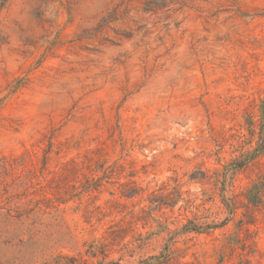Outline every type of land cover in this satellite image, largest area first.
Here are the masks:
<instances>
[{
	"label": "rangeland",
	"instance_id": "1",
	"mask_svg": "<svg viewBox=\"0 0 264 264\" xmlns=\"http://www.w3.org/2000/svg\"><path fill=\"white\" fill-rule=\"evenodd\" d=\"M0 99V264H264V202L246 215L264 149L237 166L264 146V0H0Z\"/></svg>",
	"mask_w": 264,
	"mask_h": 264
},
{
	"label": "trees",
	"instance_id": "2",
	"mask_svg": "<svg viewBox=\"0 0 264 264\" xmlns=\"http://www.w3.org/2000/svg\"><path fill=\"white\" fill-rule=\"evenodd\" d=\"M166 1V0H165ZM2 102V99H0V104ZM264 128V125H263ZM264 131H262L261 134H263ZM52 146H53V142L50 141L49 143V151H45V166H47V162H48V155L51 153L52 151ZM262 149H264V146H260L258 145L257 148L253 151V152H248V154L246 155V157L244 158V160H242L237 166H239L240 168L242 166H245L249 163V161L252 159V157L256 154H258ZM28 157L30 160H33L34 155L31 153H26V156ZM5 160V159H4ZM92 161V158H90V162ZM70 163H66V165L64 166V170H70V169H76L75 166H72L74 162ZM107 163H104L102 165H98V167H96L95 169H100L103 173V175H111L113 173H115L116 171H118L120 168H122V166L118 165V163H113V165L105 167ZM3 169H7V167H10V161H4L3 165L0 166ZM91 167V165L89 166ZM94 172V170H92ZM211 170H206V171H202L201 173H199V175H196L194 177H192L191 179L195 182V183H200L201 185L203 184H207L209 181H211L214 177L213 175L215 173L210 172ZM105 177V176H103ZM103 177L99 178L98 180H92L94 181V183L91 184V187L94 186L93 184L99 183L101 184V182L103 181ZM1 186V185H0ZM25 192L23 194V196H25V198H27L30 195V189L34 188L35 185L32 181L29 182V184L25 185ZM99 186V185H96ZM50 187V186H48ZM89 187V188H91ZM52 188V187H51ZM97 190V189H94ZM1 191V189H0ZM5 193L7 192L6 190V186L4 189ZM34 194V193H31ZM183 194L180 193V196H182ZM55 198L54 200H51L50 198L47 197L46 192L43 194L42 198L37 200L35 202V206L32 209H26V210H21L19 208H17L15 211H13L12 209H10V213L8 214L10 216V219H17V220H21L24 216L31 214L36 208H41V205L43 203H59V204H65L68 202V199L65 198V193L62 194L61 192H57L56 194H54ZM124 198L130 199L132 198V196H128V195H123ZM180 198V197H179ZM13 199H19L18 195L15 194L12 197H10V202ZM246 199L248 201V205L246 206V215L252 216V209H251V205L253 207H256L257 205L261 204L264 202V181L260 180V182H256L253 183L252 187L250 189H248V194L246 195ZM30 203H32V201H30ZM187 203L189 206H193L194 208L195 205H193L195 203V200H193V198H191V195L189 196ZM240 203V202H239ZM222 204L226 207V209H228L229 211V216L231 217H235L237 215V205H238V201L235 198H226L225 196L222 197ZM245 216V215H244ZM230 218L227 217L225 218L223 221L221 222H216V221H212V222H201L199 221L198 218L194 219V220H188L187 223L181 228V230H179V232H182L184 234H197V235H202L205 234L207 236H214L215 233L219 230H223L227 227V225L229 224ZM238 227L239 230L243 228V226H245L246 224H250L249 221L246 220H241L238 223ZM116 227H110L109 228V235L105 236L102 238V240H100L102 245H105L106 243H112L115 238L118 236V234L121 232V229H115ZM246 234L245 236H241L239 233L233 235V236H226L224 235V244L221 246L220 249V253H223V250H230L231 252H235L236 250L240 249L241 250H246L247 248H249V239L248 237V230H245ZM153 260L157 261V264H171V259L170 257H164V259L162 260V257H154ZM226 262L225 256H221L218 264H224Z\"/></svg>",
	"mask_w": 264,
	"mask_h": 264
}]
</instances>
